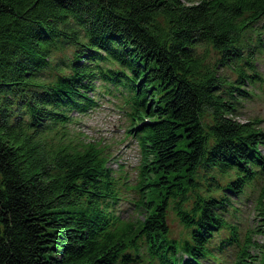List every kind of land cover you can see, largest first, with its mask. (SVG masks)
<instances>
[{"label":"trees","instance_id":"trees-1","mask_svg":"<svg viewBox=\"0 0 264 264\" xmlns=\"http://www.w3.org/2000/svg\"><path fill=\"white\" fill-rule=\"evenodd\" d=\"M263 36L264 0H0V264H264L227 218L261 188L264 230L262 120L237 118ZM97 82L126 93L135 180L74 128Z\"/></svg>","mask_w":264,"mask_h":264},{"label":"rangeland","instance_id":"rangeland-1","mask_svg":"<svg viewBox=\"0 0 264 264\" xmlns=\"http://www.w3.org/2000/svg\"><path fill=\"white\" fill-rule=\"evenodd\" d=\"M261 39L263 44L256 50V66L263 77V81H257L256 84L248 82L244 87L251 95L240 100L237 118L240 121L261 119V126L264 129V36ZM224 73L230 79H235V74L232 71L225 69ZM97 85L98 106L85 116L80 115V124L74 128L85 133L91 141L101 140L103 145H107L113 156L109 164L110 167L118 173L130 174L132 179L135 180L137 167L142 160V153L138 143L126 137L125 128L123 127L125 118L121 108L124 107L125 96L122 93H126L122 88L116 89L113 85L105 82H97ZM76 115L78 116L77 113ZM261 151L264 154V146L261 147ZM248 193L241 197L228 193L232 206H229L230 213L227 218L239 225L243 235L252 232L253 239L264 245V230L261 233L253 232L262 227L257 209L262 189L258 188L256 192L251 193V191H248ZM130 202L128 198H125V201L118 205L117 214L123 218L136 219L139 215ZM169 224L177 237L182 228L172 213L170 214ZM253 253L260 259L259 250L254 249ZM226 259L227 262L231 263L234 258L230 255ZM209 264H217V262Z\"/></svg>","mask_w":264,"mask_h":264}]
</instances>
